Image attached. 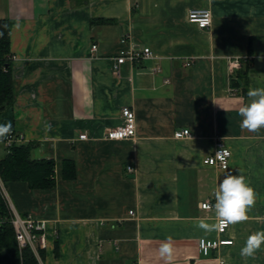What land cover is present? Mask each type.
<instances>
[{"label":"crops","instance_id":"obj_1","mask_svg":"<svg viewBox=\"0 0 264 264\" xmlns=\"http://www.w3.org/2000/svg\"><path fill=\"white\" fill-rule=\"evenodd\" d=\"M195 10L212 12L211 28L188 21ZM0 21L17 58L0 124L35 144L33 159L56 162L54 189L5 185L21 215L48 223L42 264H264V245L240 254L264 231V129H242L238 115L248 90L264 88V0H0ZM145 47L154 58L115 70L120 53ZM125 107L135 137L108 140ZM183 130L192 136L176 139ZM220 141L232 152L227 170L204 164ZM67 160L74 180L63 178ZM226 172L246 178L256 203L222 236L234 245L204 256L199 241L218 230L199 224L216 223L213 193ZM169 236L170 262L159 255Z\"/></svg>","mask_w":264,"mask_h":264},{"label":"built area","instance_id":"obj_2","mask_svg":"<svg viewBox=\"0 0 264 264\" xmlns=\"http://www.w3.org/2000/svg\"><path fill=\"white\" fill-rule=\"evenodd\" d=\"M188 21L192 24L197 25L200 29L206 30L211 28L213 24V14L209 10H195L191 11L188 16ZM92 51H97V45L92 47ZM155 57L154 52L149 48L145 47L141 50H134L129 52H122L116 58L115 70L119 71L122 65L127 62H137L142 59H152ZM17 58L11 56L10 60L13 63ZM248 60V58H247ZM243 64L240 58H236L230 61L229 73L233 77L236 70L242 69ZM233 79H235L233 77ZM123 123L121 126L111 129L107 132V139L111 141H122L125 139H130L135 137L137 132V118L135 112L129 108L125 107L122 110ZM191 132L189 130L177 131L175 133L176 139H184L191 137ZM82 140H86L87 135L80 137ZM24 138L22 135H19L15 131H12L11 134L3 141L0 142L3 145L4 151L9 150L14 145L22 144ZM224 149L229 155L222 162L219 159H216L215 156L218 152ZM232 158L231 150L223 143L219 142L217 144L214 153L205 159L204 164L206 166L218 168L221 170L229 169ZM226 166V167H225ZM129 172H133L132 167H128ZM0 194L5 199L8 206L9 217L0 218V227L5 224H10L14 230L15 240L19 249V256L21 259V264L23 260V251L27 248H30L37 258L40 264H42V259L40 256V251L47 248V225L48 223L43 220H39L32 215H21L14 207L13 203L9 199L6 187L0 176ZM203 209L210 210L213 208L211 202H207L202 205ZM133 214V213H131ZM231 225L226 227L223 230H218V237L215 239H206L203 238L199 241V249L202 255L209 256L212 251L219 250L223 247L233 246L234 241L231 239H225L222 236L229 230ZM224 264V263H223Z\"/></svg>","mask_w":264,"mask_h":264},{"label":"trees","instance_id":"obj_3","mask_svg":"<svg viewBox=\"0 0 264 264\" xmlns=\"http://www.w3.org/2000/svg\"><path fill=\"white\" fill-rule=\"evenodd\" d=\"M10 28L5 21H0V114L8 110L13 102L12 62L10 57ZM243 76L242 73L240 74ZM237 87L239 84H236ZM12 131H15L12 128ZM16 132V131H15ZM17 133V132H16ZM35 144H17L5 150L0 158V176L5 185L9 183H26L32 190H49L56 187V162L54 160H35L32 150ZM77 177L76 165L64 161L63 178L74 180ZM9 217L8 206L0 194V218ZM59 241L56 242L58 254ZM44 260L45 250L40 251ZM0 264H21L14 230L10 224L0 227ZM22 264H40L32 250L23 251Z\"/></svg>","mask_w":264,"mask_h":264},{"label":"clouds","instance_id":"obj_4","mask_svg":"<svg viewBox=\"0 0 264 264\" xmlns=\"http://www.w3.org/2000/svg\"><path fill=\"white\" fill-rule=\"evenodd\" d=\"M247 96L249 101L238 108V115L242 118L240 127L250 133H259L264 129V88L249 89ZM11 132L10 122L0 124V142H3ZM228 155L222 149L215 158L223 162ZM213 195L216 223L208 224L201 221L199 227L205 231L223 230L229 225L246 222L249 219L248 212L254 207L257 198L255 189L249 185L243 175H233L230 172H226ZM262 245H264V231L255 232L247 238L240 254L243 257H253ZM159 255L166 261L173 260L174 247L170 236L160 245Z\"/></svg>","mask_w":264,"mask_h":264},{"label":"rangeland","instance_id":"obj_5","mask_svg":"<svg viewBox=\"0 0 264 264\" xmlns=\"http://www.w3.org/2000/svg\"><path fill=\"white\" fill-rule=\"evenodd\" d=\"M2 146L0 145V158L4 155L5 152L2 151Z\"/></svg>","mask_w":264,"mask_h":264}]
</instances>
